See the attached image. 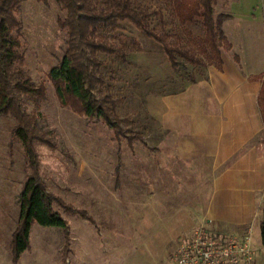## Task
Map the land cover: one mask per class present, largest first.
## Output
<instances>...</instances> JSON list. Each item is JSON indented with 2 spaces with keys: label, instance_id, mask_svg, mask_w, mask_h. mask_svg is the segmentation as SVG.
<instances>
[{
  "label": "rangeland",
  "instance_id": "374dc122",
  "mask_svg": "<svg viewBox=\"0 0 264 264\" xmlns=\"http://www.w3.org/2000/svg\"><path fill=\"white\" fill-rule=\"evenodd\" d=\"M103 4L106 0H93ZM152 13V28L168 33L201 56L191 38L204 34L198 24L182 25L179 0H130ZM216 0L215 14L239 17L250 11V0ZM254 1V0H252ZM66 12L55 1L28 0L17 19L22 25L20 67L45 96L23 98L22 108L34 116L51 145L37 143L39 171L48 191L91 220L55 206L69 225V238L57 228L33 225L30 248L16 262L12 239L20 221V195L32 174L26 150L14 136L13 115L0 117V264H170L179 240L203 229L214 173L209 161L181 159L175 136L164 127V99L184 89L205 69L182 60L173 69L161 44L129 22L109 37L129 49L126 60L99 54L104 62L103 92L116 101L123 134L61 105L49 74L63 58L67 35L59 22ZM240 22L224 27L230 42L241 44ZM235 35V36H234ZM260 37L256 67L263 64ZM203 57V56H201ZM252 64L245 60L246 69ZM260 136L256 141L262 140ZM225 236H234L228 232Z\"/></svg>",
  "mask_w": 264,
  "mask_h": 264
},
{
  "label": "trees",
  "instance_id": "16d2710c",
  "mask_svg": "<svg viewBox=\"0 0 264 264\" xmlns=\"http://www.w3.org/2000/svg\"><path fill=\"white\" fill-rule=\"evenodd\" d=\"M26 1L0 0V117L13 115L16 119L14 136L22 142L32 171L20 195V221L12 239L16 262L30 248L31 228L35 224L62 229L66 239L69 238L68 222L55 206L91 220L85 212L74 210L51 194L40 176L36 144L51 145V142L38 129L35 117L22 108L23 98L39 99L46 92L44 87H37L20 67L24 54L20 52L22 25L17 14ZM37 1L47 3L49 0ZM55 1L66 12L59 25L67 35L64 56L49 74L56 95L62 106L69 107L80 116L103 122L117 136L124 131L116 112V101L109 93L103 92L106 82L100 70L104 62L98 55L126 60L129 49L109 37L122 22L131 23L161 44L175 70L182 65L180 60L198 67L214 66L222 70L223 53L233 48L224 30L225 23L232 16H216V0H179L176 7V15L182 25L198 24L202 27L203 36L191 38V45L203 57L183 47L180 37L174 41L164 29L152 28V13L146 8L135 7L130 0H106L100 5L93 0ZM235 61L240 62L237 55ZM257 79L262 83L258 105L264 124V74ZM261 237L264 245V208Z\"/></svg>",
  "mask_w": 264,
  "mask_h": 264
},
{
  "label": "crops",
  "instance_id": "0c3cea01",
  "mask_svg": "<svg viewBox=\"0 0 264 264\" xmlns=\"http://www.w3.org/2000/svg\"><path fill=\"white\" fill-rule=\"evenodd\" d=\"M240 2L233 0L229 7ZM249 8L242 17L230 9L232 18L224 26L240 22L244 41L231 42L232 50L223 53L222 70L208 67L184 89L165 96L163 123L175 136L181 159L211 163L207 226L249 237L255 255L245 264H264V138L256 141L264 137L258 105L262 83L257 79L264 74V60L261 67L255 66L260 37L264 52V0H250ZM246 59L253 67L246 69Z\"/></svg>",
  "mask_w": 264,
  "mask_h": 264
},
{
  "label": "built area",
  "instance_id": "2783aa9c",
  "mask_svg": "<svg viewBox=\"0 0 264 264\" xmlns=\"http://www.w3.org/2000/svg\"><path fill=\"white\" fill-rule=\"evenodd\" d=\"M249 237L225 236L199 230L179 240L170 264H245L253 261Z\"/></svg>",
  "mask_w": 264,
  "mask_h": 264
}]
</instances>
